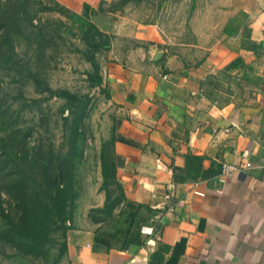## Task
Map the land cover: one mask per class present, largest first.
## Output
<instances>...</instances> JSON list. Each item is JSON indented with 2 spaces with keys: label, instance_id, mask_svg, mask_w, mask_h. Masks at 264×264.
I'll return each instance as SVG.
<instances>
[{
  "label": "crops",
  "instance_id": "0c3cea01",
  "mask_svg": "<svg viewBox=\"0 0 264 264\" xmlns=\"http://www.w3.org/2000/svg\"><path fill=\"white\" fill-rule=\"evenodd\" d=\"M91 7L123 209L68 228L66 264H148L161 245L162 264H264V0H233L179 51L155 23ZM225 164L242 169L220 180Z\"/></svg>",
  "mask_w": 264,
  "mask_h": 264
},
{
  "label": "rangeland",
  "instance_id": "374dc122",
  "mask_svg": "<svg viewBox=\"0 0 264 264\" xmlns=\"http://www.w3.org/2000/svg\"><path fill=\"white\" fill-rule=\"evenodd\" d=\"M55 1L75 13L88 14L89 20L95 11L93 7L91 11L84 9L83 4L87 3V0ZM99 1H94L93 5L98 12L118 11L143 22L155 23L165 45L172 51H179L183 44H194L199 34H203V37L210 34L212 27L232 10L233 2ZM41 15L45 25L57 18L64 25L57 28L56 24L51 25V41L44 44L40 53L26 48L24 44L15 48L19 54L17 59L22 58V69L15 73L13 69L0 67V103L9 106L17 127L26 135L25 146H38L42 153L41 159L44 160L50 155L48 149L53 151L52 156L64 154V133L70 130L72 120L69 113L72 111L73 116L76 113L75 110L68 109L64 98L40 92L38 89L46 85L52 91L64 89L77 96H87L84 110L77 113L79 135L70 155L74 167L71 182L75 196L64 224L54 223L46 226L34 237L24 231L22 242L14 236H11V240L9 234L2 233L5 222L0 218V264H66V246L64 248L63 243L68 228L86 223L114 226L118 221L116 212H105L104 205L119 199L115 206L119 208L117 214L123 209V204L120 205V190L114 177L108 173L106 176L102 175V167L113 164V142L110 140L113 117L106 104L105 88L100 85L90 87L86 81L85 73L90 70V65L86 61L85 47L78 39L80 32L76 24L56 13L45 12ZM104 50V47H101L94 53L98 65L105 57ZM29 71L38 76L37 87L33 85ZM64 117L68 118L67 121Z\"/></svg>",
  "mask_w": 264,
  "mask_h": 264
},
{
  "label": "trees",
  "instance_id": "16d2710c",
  "mask_svg": "<svg viewBox=\"0 0 264 264\" xmlns=\"http://www.w3.org/2000/svg\"><path fill=\"white\" fill-rule=\"evenodd\" d=\"M94 1L96 2L87 0L88 4H83L84 9L91 11L92 7L89 5L93 6ZM45 12L56 13L76 24L80 32L78 39L85 47L86 61L90 65V70L85 73L86 81L90 87L99 86V65L94 59V53L104 47L107 35L98 31L88 19V14L70 11L55 0H0V67H8L15 73L18 72L22 69V58L17 59L19 54L15 48L24 44L26 48L40 53L44 44L51 41V25L56 24V28L64 25L59 18L49 22V25L43 24L41 14ZM29 77L37 87V74L31 71ZM38 90L64 98L68 109L75 110L76 114L73 116L72 111L69 113L72 120L70 130L64 133V154L52 156L53 151L48 149L50 155L42 160L38 146H25L26 135L17 127L9 106L0 103V218L5 222L2 233L9 234L11 240V236L18 238L20 242L22 232L25 231L34 237L46 226L54 223L64 224L70 214L69 206L75 196L71 182L74 167L70 155L79 135L77 113L84 110L87 100L86 95L77 96L64 89L52 91L46 85ZM110 140H115L113 132ZM114 172L113 164L102 167V175L106 176L108 173L114 176ZM116 185L119 187L117 183ZM119 190L121 197L120 187ZM118 200L107 204L105 199V212H113ZM63 247L65 248V242ZM166 251L165 245L151 251L148 264H162Z\"/></svg>",
  "mask_w": 264,
  "mask_h": 264
},
{
  "label": "built area",
  "instance_id": "2783aa9c",
  "mask_svg": "<svg viewBox=\"0 0 264 264\" xmlns=\"http://www.w3.org/2000/svg\"><path fill=\"white\" fill-rule=\"evenodd\" d=\"M244 166H248V163H246ZM241 169H242V167L236 166V165H230V164L223 165L221 168V172H220V174H221L220 180H222L223 177L225 175H228L231 171H233V170H239L240 171Z\"/></svg>",
  "mask_w": 264,
  "mask_h": 264
}]
</instances>
